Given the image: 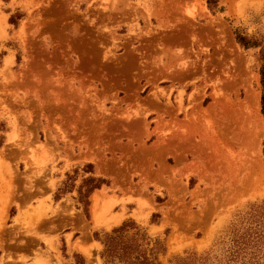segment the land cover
<instances>
[{
	"label": "rangeland",
	"instance_id": "374dc122",
	"mask_svg": "<svg viewBox=\"0 0 264 264\" xmlns=\"http://www.w3.org/2000/svg\"><path fill=\"white\" fill-rule=\"evenodd\" d=\"M262 48L264 0H0V264H104L128 221L264 264Z\"/></svg>",
	"mask_w": 264,
	"mask_h": 264
},
{
	"label": "trees",
	"instance_id": "16d2710c",
	"mask_svg": "<svg viewBox=\"0 0 264 264\" xmlns=\"http://www.w3.org/2000/svg\"><path fill=\"white\" fill-rule=\"evenodd\" d=\"M219 0H208L213 8L218 5ZM237 42L248 49L258 47L260 44L253 39L237 34ZM261 57L264 62V49L261 50ZM261 107L264 115V63L261 71ZM105 181L101 179L89 178L79 188L80 201L87 207L89 205L88 197L94 190L99 189ZM85 188V189H84ZM258 226H263L259 223ZM103 246L100 254L104 264H159V255L165 252L164 245L159 241L154 242L148 237L133 221L124 222L121 226L114 228L99 238ZM252 236L244 235L237 241L239 245H246L251 241Z\"/></svg>",
	"mask_w": 264,
	"mask_h": 264
},
{
	"label": "bare ground",
	"instance_id": "6f19581e",
	"mask_svg": "<svg viewBox=\"0 0 264 264\" xmlns=\"http://www.w3.org/2000/svg\"><path fill=\"white\" fill-rule=\"evenodd\" d=\"M95 201L97 202V196H95ZM95 205H96V203H95ZM93 209H95V208H93ZM96 210V209H95ZM97 211V210H96ZM97 213V212H96ZM94 215H95V213H94ZM97 215V214H96ZM76 247V246H75ZM88 257H90V256H88Z\"/></svg>",
	"mask_w": 264,
	"mask_h": 264
}]
</instances>
